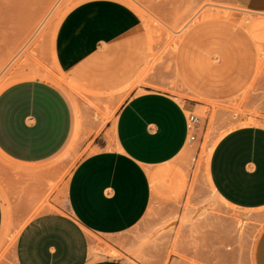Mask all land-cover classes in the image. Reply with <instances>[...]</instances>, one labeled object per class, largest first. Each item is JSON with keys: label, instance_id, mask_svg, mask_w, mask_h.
<instances>
[{"label": "crops", "instance_id": "0c3cea01", "mask_svg": "<svg viewBox=\"0 0 264 264\" xmlns=\"http://www.w3.org/2000/svg\"><path fill=\"white\" fill-rule=\"evenodd\" d=\"M149 1L190 5L189 10L198 5V0ZM232 1L243 10L264 12V0ZM251 34L224 16L188 26L174 55L175 73L189 95L182 101L163 91L136 92L149 43L135 8L122 0H83L71 8L57 25L53 47L65 81L84 95L74 97L90 125H98L90 104L106 113L104 105L133 92L94 136L95 152L72 171L66 212L47 207L30 216L17 235L12 264H132L135 244L127 233L146 215L169 163L187 146L198 101H229L255 80L259 49ZM73 127L71 99L53 83L19 80L0 92V153L13 165L0 194V235L6 200L18 211L50 203L51 171L45 164L70 142ZM209 180L227 204L263 209L264 126L244 124L226 132L211 152ZM254 264H264V230Z\"/></svg>", "mask_w": 264, "mask_h": 264}, {"label": "rangeland", "instance_id": "374dc122", "mask_svg": "<svg viewBox=\"0 0 264 264\" xmlns=\"http://www.w3.org/2000/svg\"><path fill=\"white\" fill-rule=\"evenodd\" d=\"M81 1L0 0V92L25 79H41L59 86L71 99L75 130L70 142L45 164L51 171L50 203L32 211H18L12 210L6 200L0 264H12L17 235L30 216L47 207L66 212L65 192L72 171L83 157L95 152L94 136L133 92L130 89L113 106L104 105L106 113L99 105L90 104L95 111L93 120L98 123L93 127L88 121L90 116L75 101V94L84 95L65 81L56 63L53 42L58 23ZM122 1L140 14L149 43V56L143 75L135 83L136 92L151 89L167 92L182 101L189 99L175 73L177 43L192 23L222 16L217 15L220 11L227 9L228 18L237 20L252 33L259 49L258 73L245 92L226 102L198 101L201 107L191 115L197 118L194 131L198 129L199 134L194 133V139L189 138L185 149L169 163L171 170L155 187L146 215L127 233L135 244V250L129 251V261L254 264L256 243L264 230V208H235L216 196L209 180V162L214 145L230 129L244 124L264 126V12L243 10L232 0H198L193 10H189L190 5ZM12 169L13 165L0 153L1 195ZM176 174H182L184 179H176ZM111 254L118 255L114 250Z\"/></svg>", "mask_w": 264, "mask_h": 264}, {"label": "built area", "instance_id": "2783aa9c", "mask_svg": "<svg viewBox=\"0 0 264 264\" xmlns=\"http://www.w3.org/2000/svg\"><path fill=\"white\" fill-rule=\"evenodd\" d=\"M190 121H191V126H190L191 133H190V138H191V139H194L193 132H194V125H195L196 122H197V118H196L194 115H191V117H190Z\"/></svg>", "mask_w": 264, "mask_h": 264}, {"label": "bare ground", "instance_id": "6f19581e", "mask_svg": "<svg viewBox=\"0 0 264 264\" xmlns=\"http://www.w3.org/2000/svg\"><path fill=\"white\" fill-rule=\"evenodd\" d=\"M211 10V9H210ZM219 11H220V9H218ZM227 10V9H226ZM226 10H224L223 12L222 11H220L219 13H217V15H222V16H229L230 15V13L228 12V11H226ZM212 11V10H211ZM217 11V10H216ZM218 12V11H217ZM208 13H210L209 11H208ZM213 13V12H212ZM214 14V13H213ZM211 15V14H210ZM216 15V14H215ZM247 20H245L244 22H246ZM249 21V20H248ZM190 124V123H189Z\"/></svg>", "mask_w": 264, "mask_h": 264}]
</instances>
